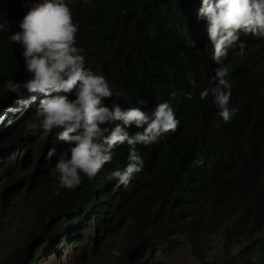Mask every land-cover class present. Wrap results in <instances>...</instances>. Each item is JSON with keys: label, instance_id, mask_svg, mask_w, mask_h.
<instances>
[{"label": "trees", "instance_id": "1", "mask_svg": "<svg viewBox=\"0 0 264 264\" xmlns=\"http://www.w3.org/2000/svg\"><path fill=\"white\" fill-rule=\"evenodd\" d=\"M22 1L0 0V110L16 109L0 121V168L31 167L21 191L36 190L37 210L28 238L9 260L28 264L33 241L43 240L44 251L92 221L117 244L111 264H154L155 249L169 246L177 234L186 235L201 260L204 238L215 233L226 243L244 241V251L254 253L248 264H264V38L241 33L243 54L237 47L222 60L231 85L229 107L236 109L225 124L211 94L200 98L215 85L221 66L212 60L206 21L198 18L201 0H69L85 66L121 93L104 103L150 112L168 101L179 124L155 143L136 145L143 166L126 185L111 176L127 164L129 147L122 144L95 177L82 175L76 187L58 188L54 165L69 145L56 139L60 129L42 136L26 128L38 94L5 87L8 80L29 78L21 49L9 39L25 15ZM137 130L128 128L130 134ZM53 147L55 154L46 159ZM141 243L146 248L130 261V251Z\"/></svg>", "mask_w": 264, "mask_h": 264}, {"label": "clouds", "instance_id": "2", "mask_svg": "<svg viewBox=\"0 0 264 264\" xmlns=\"http://www.w3.org/2000/svg\"><path fill=\"white\" fill-rule=\"evenodd\" d=\"M82 3L91 5L92 0ZM21 7L25 15L19 31L11 33L9 39L21 49L29 78L22 82L8 80L5 87L14 94L21 90L38 94L39 103L26 128L41 131L42 136L60 129L56 139L69 145L54 165L57 187L74 188L81 183L82 175L92 179L122 144L129 147L127 164L111 176L126 185L143 166L136 145L155 143L176 130L179 120L173 107L168 101L158 102L150 112L141 107L123 109L115 102L106 105V98L121 93L112 90L104 75L85 66L83 49L76 38L80 25L73 21L69 0H23ZM198 18L206 21L212 60L221 65L215 69V85L203 89L200 98L211 94L218 116L227 124L236 109L229 107L231 85L222 60L237 47V54H243L241 33L264 38V0H201ZM36 98L32 95L29 99ZM15 110L11 106L0 110V121ZM133 126L138 130L130 134L128 128ZM54 154L55 148H49L45 158L51 159Z\"/></svg>", "mask_w": 264, "mask_h": 264}, {"label": "rangeland", "instance_id": "3", "mask_svg": "<svg viewBox=\"0 0 264 264\" xmlns=\"http://www.w3.org/2000/svg\"><path fill=\"white\" fill-rule=\"evenodd\" d=\"M10 161L14 162L15 156ZM30 170V166L20 163L4 172L0 168V264H13L9 260L11 251L28 238L33 224L37 210L34 205L36 190L30 194L21 191L28 180L24 176ZM70 233L72 236L68 242L56 241L44 251H41L43 240L33 241L28 247L32 258L28 264H34L35 259L36 264H111L118 255L117 244L107 233L100 229L96 231L92 221ZM173 240L169 246L155 249L152 253L154 264H248L254 254L244 251V241L226 243L220 233H215L204 238L206 256L199 260L193 254L192 244L186 235L177 234Z\"/></svg>", "mask_w": 264, "mask_h": 264}, {"label": "water", "instance_id": "4", "mask_svg": "<svg viewBox=\"0 0 264 264\" xmlns=\"http://www.w3.org/2000/svg\"><path fill=\"white\" fill-rule=\"evenodd\" d=\"M142 248H146L145 245H143V243L139 244V245H136L131 251H130V254H129V258H130V261H133L134 259H136L139 255V252L141 251Z\"/></svg>", "mask_w": 264, "mask_h": 264}]
</instances>
